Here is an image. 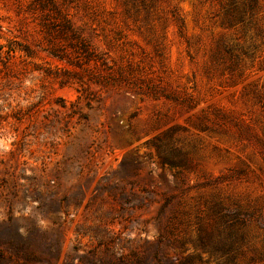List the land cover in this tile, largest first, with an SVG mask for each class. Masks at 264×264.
Listing matches in <instances>:
<instances>
[{
  "label": "rangeland",
  "instance_id": "374dc122",
  "mask_svg": "<svg viewBox=\"0 0 264 264\" xmlns=\"http://www.w3.org/2000/svg\"><path fill=\"white\" fill-rule=\"evenodd\" d=\"M0 264H264V0H0Z\"/></svg>",
  "mask_w": 264,
  "mask_h": 264
}]
</instances>
